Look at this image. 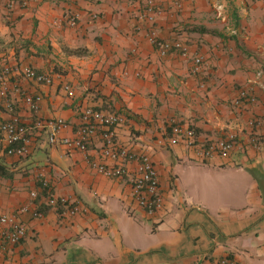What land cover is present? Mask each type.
<instances>
[{
	"label": "crops",
	"instance_id": "1",
	"mask_svg": "<svg viewBox=\"0 0 264 264\" xmlns=\"http://www.w3.org/2000/svg\"><path fill=\"white\" fill-rule=\"evenodd\" d=\"M13 1L10 9L0 0V61L28 64L53 82L22 80L10 94L13 112L0 99V122L16 114L33 133L24 157L7 154L0 139L9 174H0V214L28 229L11 245L0 225V264H212L227 255L264 264V146L252 141L264 140V0H180V7L156 0L162 12L153 23L136 11L142 0ZM151 35L185 39L192 55L204 56L202 70L193 71L191 57L160 56ZM248 87L255 100L237 105ZM23 91L42 96L37 114ZM87 106L124 118L117 140L151 156L162 211L148 215L133 202L128 177L108 178L92 166L104 145L99 135L88 151H72L48 142V124L35 126L36 118L63 120L59 138L73 137ZM171 121L194 127L202 144L231 131L238 144L228 159L200 160L193 148L160 143ZM43 179L87 212L47 205Z\"/></svg>",
	"mask_w": 264,
	"mask_h": 264
},
{
	"label": "built area",
	"instance_id": "2",
	"mask_svg": "<svg viewBox=\"0 0 264 264\" xmlns=\"http://www.w3.org/2000/svg\"><path fill=\"white\" fill-rule=\"evenodd\" d=\"M31 0H21L20 5L27 7ZM177 7L181 6L180 0H173ZM14 1L8 0L7 8L14 7ZM136 11L140 17L148 23H153L162 9L156 0H142L137 2ZM76 15L69 18V23H75ZM150 41L160 56L164 57L171 53L182 57H191L193 71L198 73L202 70L205 62L204 56L196 53L192 55L190 45L183 38L163 39L151 35ZM22 80L33 81L37 84H52L53 77L49 74L39 72L34 67L23 63H9L0 61V99L6 103L10 112L14 110V104L10 99L12 89L19 88ZM204 86V84H202ZM64 90L69 96L73 95L72 86L64 84ZM23 100L27 107L37 114L40 110L42 96L40 94H29L22 92ZM251 89H241L239 96L235 99L237 105L244 101H254ZM124 118L116 112H105L94 107L87 106L81 112V124L73 137L59 138L60 132L66 127L63 120L47 122L36 118L35 126L43 128L46 124L50 126L48 142L59 143L72 151H88L91 139L99 135L104 142L100 150V161L92 163V166L108 178L128 177L132 186L133 202L148 215H154L163 210L165 205L164 195L161 191L158 171L151 156L147 152L135 153L117 140L116 129L122 124ZM0 139L5 144V151L9 155L19 157L31 153L33 145V133L31 128L16 114H12L6 121L0 122ZM171 146L183 144L193 148L195 156L200 160L211 159L219 156L224 159L230 158L235 150L239 136L235 131L228 132L225 137L202 144L199 142L194 127L178 121H171L170 129L165 130L161 136L160 143L164 141ZM254 145L264 146V140L252 139ZM111 161V162H109ZM136 162V168L130 171L126 163ZM42 188L46 191V203L55 208H61L62 213L77 215L87 212L81 201L73 196H59L50 191L48 179L42 180ZM33 198L38 196L36 191L31 193ZM28 209L21 207L20 212ZM35 215L42 217V211H35ZM1 237L11 245L22 241L28 232L27 226L16 215L0 214ZM212 264H244L237 256L227 255L218 258Z\"/></svg>",
	"mask_w": 264,
	"mask_h": 264
},
{
	"label": "trees",
	"instance_id": "3",
	"mask_svg": "<svg viewBox=\"0 0 264 264\" xmlns=\"http://www.w3.org/2000/svg\"><path fill=\"white\" fill-rule=\"evenodd\" d=\"M0 174L9 176V174L4 170V166L0 165Z\"/></svg>",
	"mask_w": 264,
	"mask_h": 264
}]
</instances>
